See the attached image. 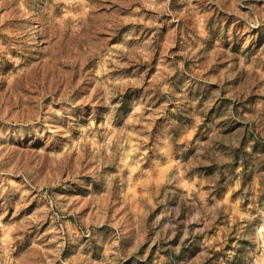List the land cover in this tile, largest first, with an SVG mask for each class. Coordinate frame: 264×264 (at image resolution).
Listing matches in <instances>:
<instances>
[{
    "label": "rangeland",
    "instance_id": "obj_1",
    "mask_svg": "<svg viewBox=\"0 0 264 264\" xmlns=\"http://www.w3.org/2000/svg\"><path fill=\"white\" fill-rule=\"evenodd\" d=\"M0 264H264V0H0Z\"/></svg>",
    "mask_w": 264,
    "mask_h": 264
}]
</instances>
